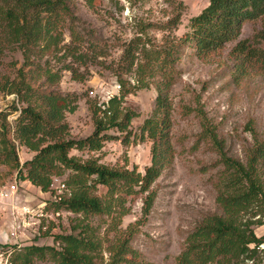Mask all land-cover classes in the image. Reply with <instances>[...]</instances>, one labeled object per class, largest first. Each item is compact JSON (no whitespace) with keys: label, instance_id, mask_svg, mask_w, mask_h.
<instances>
[{"label":"trees","instance_id":"trees-1","mask_svg":"<svg viewBox=\"0 0 264 264\" xmlns=\"http://www.w3.org/2000/svg\"><path fill=\"white\" fill-rule=\"evenodd\" d=\"M73 1L0 0V55L7 50L17 51L23 59L18 81L9 87L7 93L14 94L25 105L19 110L12 131L6 122L0 123V164L20 175L22 170L25 171L23 179L44 193L50 191L53 177H62L68 172L62 183L64 193L49 207L55 213L80 215L73 220L70 234L53 237L57 246L33 244L0 248L12 252L11 264H144L141 255L130 245L137 227L144 220L137 221L125 231L119 227L122 219L130 213L128 203L135 199L142 200L143 219L149 215L156 199L152 185L172 164L174 150L170 142L172 106L169 92L177 77L175 65L185 47L193 49L197 59H206L235 41L244 22L259 20L260 30L255 34L254 42L239 41L230 56L234 60L235 82L247 76L249 68L257 64L264 69V0H209V4L190 19L189 32L184 39L166 37L164 44L152 49L143 41L142 34L146 29H141L138 36L123 45L120 58L125 72L134 74L135 84L126 87L120 79L119 95L89 108L94 131L80 140L67 138L65 112L73 113L76 108H68L58 91L31 84L35 74L54 85L59 82L61 72L75 73L66 63L57 72L49 67L39 71V60L31 59L35 53L39 58L51 54L60 63L67 58L74 62L84 59L85 55L80 51L83 37L74 27ZM83 1L89 8L93 7L94 0ZM179 19L177 15L161 28L171 32L178 26ZM65 30L70 37L68 44H64ZM150 82L155 83L157 95L151 116L139 128V138L151 142L150 165L143 173L135 167L112 168L99 164L98 159L81 161L69 156L71 150L100 151L103 142L112 139L105 133L112 128L130 136L129 127L136 115L121 109L122 101L134 91L148 89ZM38 99L45 105L44 109L35 107ZM186 110L200 117L202 131L199 138L212 143L219 156L218 163L223 167L215 197L220 213L207 215L196 225L187 235L174 264H247L251 260L253 264H261L257 246L264 243V236L257 237L254 229L264 226V133L258 135L249 127L253 144L243 164L226 155L223 141L219 140L202 109ZM16 143L34 153L32 159L22 165L19 164ZM98 187L104 188L105 193L98 194ZM90 218H98L106 224V234L112 232L114 238L108 240L107 235H100V227L87 222ZM103 251L108 255L106 263Z\"/></svg>","mask_w":264,"mask_h":264},{"label":"rangeland","instance_id":"rangeland-1","mask_svg":"<svg viewBox=\"0 0 264 264\" xmlns=\"http://www.w3.org/2000/svg\"><path fill=\"white\" fill-rule=\"evenodd\" d=\"M208 4L209 0H94L93 7L89 8L83 0H74L71 10L76 18L75 30L83 37L80 51L85 55L84 59L74 62L67 58L60 63L51 54L42 58L35 57L37 53L31 56L32 60H39V71L49 67L57 72L66 63L75 72H61L59 82L54 85L46 83L43 76L38 78L36 74L31 81L33 87L58 91L68 108H76L73 113L65 112L69 131L67 138L80 140L93 133L89 108L119 95L120 79L126 87L135 84L134 74L125 72L120 59L125 43L138 36L141 29H146V33L142 34L143 41L151 49L164 44L166 37L184 39L189 32L190 19ZM177 15L180 19L175 29L170 32L161 28ZM259 30V20L246 21L238 38L218 53L206 59H197L194 50L185 47L175 65L177 77L169 92L172 106L170 142L174 150L172 164L152 185L156 199L149 215L143 219L142 200L135 199L128 203L130 213L122 219L119 227L125 231L137 221L144 220L130 243L141 255L144 264H174L187 235L196 225L205 216L220 213L215 197L223 167L218 163L219 156L212 143L199 138L202 131L200 117L194 112L188 113L186 109H202L219 140L223 141L226 155L243 164L253 144L249 127L258 135L264 133V69L257 64L249 68L247 76L235 82L232 72L234 60L230 56L239 41L253 43ZM69 41V33L65 30L64 44ZM22 64L20 52L7 50L0 55V123L6 122L11 131L16 125L19 110L25 105L7 90L18 81ZM31 69L36 70V67ZM150 83L148 89L134 91L122 101L121 109L136 115L131 120L130 136L112 128L105 132L112 139L103 142L100 151L71 150L69 156L81 161L98 159L99 164L112 168L135 167L143 173L150 165L151 142L147 138H139V128L151 116L157 95L155 83ZM35 107L44 109L45 105L38 99ZM16 152L20 165L34 156L17 143ZM67 173L62 177H53L50 191L44 193L23 179L25 171L22 170L20 175L17 171H10L7 165L0 164V187H6L8 191L11 185L16 188L14 194L0 198V247L57 246L53 238L55 235L71 233L73 220L80 215L55 213L49 207L55 196L64 193L61 185ZM98 188V194L105 193L104 188ZM87 222L99 226L100 235H107L106 224L98 218H90ZM254 230L257 237L264 236V226ZM13 232L16 236L11 237ZM106 237L112 240L114 234L108 232ZM107 258V253L103 251L105 263Z\"/></svg>","mask_w":264,"mask_h":264},{"label":"built area","instance_id":"built-area-1","mask_svg":"<svg viewBox=\"0 0 264 264\" xmlns=\"http://www.w3.org/2000/svg\"><path fill=\"white\" fill-rule=\"evenodd\" d=\"M61 190H64V185H61ZM8 190H6V187H0V198L4 197V196H9L10 194H14L16 192V188L15 185H11L10 189H9V194L7 192ZM61 192V191H60ZM60 195H57L54 197V201H57L59 199ZM16 236V234L13 232L11 233V237ZM257 252L259 253V255L262 257V264H264V243H261L257 246ZM12 252L7 249V251H3L0 248V264H11L10 261V256H11ZM247 264H253V260L249 261Z\"/></svg>","mask_w":264,"mask_h":264}]
</instances>
